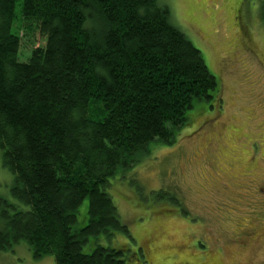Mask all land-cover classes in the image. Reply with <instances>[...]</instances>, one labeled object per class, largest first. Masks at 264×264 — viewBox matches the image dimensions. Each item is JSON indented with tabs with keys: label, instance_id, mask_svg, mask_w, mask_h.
Listing matches in <instances>:
<instances>
[{
	"label": "trees",
	"instance_id": "1",
	"mask_svg": "<svg viewBox=\"0 0 264 264\" xmlns=\"http://www.w3.org/2000/svg\"><path fill=\"white\" fill-rule=\"evenodd\" d=\"M221 88L160 0H0V151L26 207L0 198V251L24 242L54 264H127V248L84 251L130 237L111 181L153 143L172 145L197 104L220 107Z\"/></svg>",
	"mask_w": 264,
	"mask_h": 264
},
{
	"label": "rangeland",
	"instance_id": "2",
	"mask_svg": "<svg viewBox=\"0 0 264 264\" xmlns=\"http://www.w3.org/2000/svg\"><path fill=\"white\" fill-rule=\"evenodd\" d=\"M160 1L220 80L221 105L197 104L189 113L193 123L172 145L153 143L134 169L111 181L108 193L130 237L101 235L84 251L96 245L127 248V264H264L262 0ZM34 35L35 46H44ZM30 49L25 42L22 54ZM14 183L0 151V198L25 209L12 196ZM0 264H54V257L35 259L22 242L0 251Z\"/></svg>",
	"mask_w": 264,
	"mask_h": 264
}]
</instances>
